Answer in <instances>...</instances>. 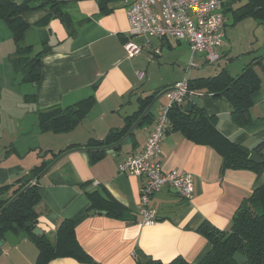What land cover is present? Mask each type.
I'll list each match as a JSON object with an SVG mask.
<instances>
[{
    "label": "crops",
    "instance_id": "crops-1",
    "mask_svg": "<svg viewBox=\"0 0 264 264\" xmlns=\"http://www.w3.org/2000/svg\"><path fill=\"white\" fill-rule=\"evenodd\" d=\"M58 1L70 15L71 24L53 16L47 7L21 14L29 24L23 44L35 51L44 45L51 47L42 56L39 84L25 80L23 72L15 67L17 45L13 31L0 17V201L11 195L19 179L30 178L31 169L45 161L53 163L55 155L70 146L49 170L31 181L36 182L42 196L37 205L38 226L54 240L59 223L65 218L73 219L77 238L91 260L59 257L49 264H139L137 254L165 263L178 256L198 263L211 244L197 227L207 220L219 229L229 230L243 201L264 184V168L224 169L223 157L215 148L192 141L170 123L162 142L160 164L165 170L189 172L195 190L192 197L184 198L174 189L164 187L150 201L157 211V221L143 223L138 206L145 178L122 173L119 165L128 155L143 150L161 107L168 101V93L157 110H153L152 119L137 125L119 150L106 151L102 158L91 161L90 151L84 145L125 126L127 118L139 109V97L156 92L147 93L142 84L145 79L149 82L155 69L171 65L178 68L172 82L168 81L159 91L184 78L199 77L191 69H205L208 65L201 53L192 56L187 41L174 37L137 39L130 32L123 0H110L109 13L101 11L100 0ZM237 1L226 4L227 26L240 23L233 24L236 10L248 2L237 5ZM128 39L144 45L142 52L133 58L127 57L124 47ZM157 48L161 49V55H156ZM218 51L221 60L231 61V50L225 40ZM255 57L260 56L237 67L226 65L233 76H238ZM192 62L196 65L191 66ZM256 70L262 84L252 96V120L248 124L235 123L230 106L221 97L199 93V105L209 115L218 116L221 133L251 150L258 149L264 158V69L256 66ZM140 73H144L142 77ZM89 98L93 107L80 123L92 116L93 121H88L92 130L88 134L78 131L79 124L62 140L61 133L45 132L40 127V111ZM191 102L189 97L183 105ZM9 185L10 189H1ZM96 190L122 203L126 215L116 218L90 209L89 193ZM37 257L36 243L23 232H7L0 241V264H36Z\"/></svg>",
    "mask_w": 264,
    "mask_h": 264
},
{
    "label": "trees",
    "instance_id": "trees-1",
    "mask_svg": "<svg viewBox=\"0 0 264 264\" xmlns=\"http://www.w3.org/2000/svg\"><path fill=\"white\" fill-rule=\"evenodd\" d=\"M34 1L25 0L22 3H17L13 0H0V17L13 31L17 45L13 58L15 67L23 72L25 80L39 84L42 76V56L51 47L44 45L42 49L35 51L32 46L23 44L24 33L29 24L22 18L21 14L27 10L47 7L53 16L58 17L64 23L69 25L72 20L63 9L61 1L38 0L36 3ZM109 1L100 0L103 13L110 12L107 6ZM246 17H254L264 22V0H248L246 4L236 10L233 24ZM256 61L258 62L255 63ZM219 63L220 68L214 75L189 78V89L197 93L223 98L231 108L232 120L238 125L244 126L252 120L250 112L253 106L252 96L262 84V77L257 72L256 66L264 69L263 56L255 57L244 68L243 75L238 79L239 75L233 76L226 65L227 63L223 66ZM161 91H156L146 97H139V109L127 118L123 128L111 130L103 139L89 140L84 146L90 151L91 161H97L104 156L106 152L103 149L104 146L120 141ZM92 107L93 100L91 98L69 106H51L39 112V125L45 132H69L84 120ZM152 116L153 109L143 117L138 125H143L146 121L151 120ZM169 119L174 129L180 130L192 141L215 148L223 157L224 169L260 171L264 168V160L262 163H255L249 159L251 153L258 154V149L251 150L226 137L219 130L218 116L209 115L199 104H195L191 111H185L183 103L175 104L169 111ZM119 145L121 146V144ZM70 148L69 146L57 153L54 159ZM50 163L45 161L31 169L30 178L19 179L20 183L11 195L0 201L1 209L16 194L28 186L15 201L0 213V241L7 232H23L29 235L37 245L36 264H49L52 259L59 257H72L81 262H88L91 260V256L77 238L76 222L73 219L65 218L59 223L54 240L46 233L41 235L33 233V229L39 224L37 205L42 196L36 182L32 183L31 181L40 176ZM11 187L9 185L1 187V189H10ZM89 199L91 201L90 209L104 210L108 215L116 218H122L126 215L125 206L103 191L90 192ZM28 222H31V226L26 227ZM197 231L206 236L211 244L209 252L198 263L190 262L181 256L165 263L145 254H137L139 264H238L234 259L236 252L245 255L247 264H264V184L256 188L243 201L233 217L232 226L229 230L219 229L209 221L204 220L197 227Z\"/></svg>",
    "mask_w": 264,
    "mask_h": 264
},
{
    "label": "built area",
    "instance_id": "built-area-1",
    "mask_svg": "<svg viewBox=\"0 0 264 264\" xmlns=\"http://www.w3.org/2000/svg\"><path fill=\"white\" fill-rule=\"evenodd\" d=\"M133 35L174 37L189 42L192 56L201 53L206 65H217L221 60L218 47L224 43L228 17L225 6L230 0H123ZM127 57L139 55L144 45L128 39L124 43ZM161 55V49L155 50ZM191 63V66H195ZM144 73H140V77ZM199 94L189 89L188 79L177 82L168 93L142 151L128 155L119 165L122 173L143 176L138 210L145 224L158 219L150 204L152 196L164 187L174 189L181 197H192L195 190L193 176L186 171L165 170L160 164L162 142L167 134L169 111L175 104Z\"/></svg>",
    "mask_w": 264,
    "mask_h": 264
},
{
    "label": "rangeland",
    "instance_id": "rangeland-1",
    "mask_svg": "<svg viewBox=\"0 0 264 264\" xmlns=\"http://www.w3.org/2000/svg\"><path fill=\"white\" fill-rule=\"evenodd\" d=\"M246 0H238L237 5L244 4ZM231 17V15H230ZM229 17V18H230ZM227 37L225 38V42L228 43L232 60L227 63L225 60H220L221 66L225 65L226 63L232 65L233 67L240 66L241 63L247 62L251 60L254 56H263L264 57V22L255 19L254 17H246L244 20H241L237 25H228L227 26ZM144 36L136 35L137 39H140ZM176 46V41L174 42ZM182 45L187 46L186 43H182ZM220 66L217 65H209L205 67V69H194L193 74H197L196 76L208 77L214 75ZM177 67L168 66L164 68H157L154 70V75L147 83L146 79L142 84L144 85V90H147V93L155 92L159 88H162L164 84L168 81H171L177 75ZM195 76V75H193ZM165 96L161 97L155 104L153 110L156 111L159 105L164 100ZM163 99V100H162ZM93 121L92 116H90L83 124H80L78 131L82 132L83 134H88L91 132L92 128L88 125V121ZM69 132L61 133L62 140L68 137ZM67 134V136H66Z\"/></svg>",
    "mask_w": 264,
    "mask_h": 264
},
{
    "label": "water",
    "instance_id": "water-1",
    "mask_svg": "<svg viewBox=\"0 0 264 264\" xmlns=\"http://www.w3.org/2000/svg\"><path fill=\"white\" fill-rule=\"evenodd\" d=\"M258 61H256L255 63H257ZM254 63V64H255ZM243 73H241L238 77L240 78V76H242ZM173 87L171 88H167L162 90L158 95H156V97L153 99V101L149 104V106L146 108V110L142 113V115L139 117V119L134 123V125L131 127V129L129 130V132L117 143H114L112 145H108V146H104L103 149H105L107 152L109 153H114V151L119 150L120 149V145L122 144V142L134 131V129L136 128V126L139 124V122L143 119V117L154 108L155 104L157 103V101L163 97L164 95H166L167 93H169L172 90ZM192 102L185 105L184 106V110L185 111H191L192 106L194 103L196 104H200L201 102V96L199 94H196L194 96H192L191 98ZM68 151L62 153L58 158H56V160L51 163L45 170L43 173H45L47 170H49L56 162L59 158H61L64 154H66ZM249 159L255 163H262L263 162V157H261L259 154L253 152L250 154ZM42 173V174H43ZM28 187V186H27ZM22 189L18 194H16L10 201H8L1 209H0V213L3 212L13 201H15L25 190L26 188ZM103 213H106V211H101ZM31 226V222L26 223V227ZM33 233L35 235H41L44 233L43 229L40 226H37L33 229ZM234 259L238 264H247V259L245 257V255H243L240 252H236L234 255Z\"/></svg>",
    "mask_w": 264,
    "mask_h": 264
}]
</instances>
